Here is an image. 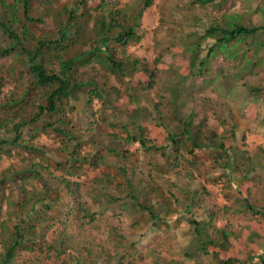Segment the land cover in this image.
Returning <instances> with one entry per match:
<instances>
[{
  "label": "trees",
  "instance_id": "obj_1",
  "mask_svg": "<svg viewBox=\"0 0 264 264\" xmlns=\"http://www.w3.org/2000/svg\"><path fill=\"white\" fill-rule=\"evenodd\" d=\"M186 1L165 29L163 53L174 61L149 65L114 47L141 43L140 21L153 0H0V132L13 135L0 137V155L28 154L0 174V264H23L27 253V264H264V182L259 189L253 181L264 173V148L250 153L236 144L238 118L264 127V0ZM41 135L59 138L62 162L36 143ZM86 172L96 173L84 189L78 180ZM221 182L220 193L208 187ZM87 197L98 210L87 208ZM60 203L66 212L44 221ZM178 209L189 237L181 253L164 242ZM75 212L89 224L117 218L113 252L100 244L89 250L87 239L75 247L61 221ZM126 220L128 230L151 224L160 236L130 255L135 244L118 227Z\"/></svg>",
  "mask_w": 264,
  "mask_h": 264
},
{
  "label": "rangeland",
  "instance_id": "obj_2",
  "mask_svg": "<svg viewBox=\"0 0 264 264\" xmlns=\"http://www.w3.org/2000/svg\"><path fill=\"white\" fill-rule=\"evenodd\" d=\"M67 0H58L59 3H63ZM129 0H119L118 6H122L125 2ZM36 6V4H34ZM188 6V2L186 0H153V4L150 8H148L140 21V28L139 33L143 35L142 41L138 45H128L126 47H120L115 46L114 49L116 51V55L119 57H127V58H138L141 60H144L147 64L152 65L155 64V60L157 58H160L162 61L166 63H172L174 61L173 57L170 54L163 53L165 47L168 45V38L167 33L165 32V29L169 26V18L174 17L178 18L181 17L182 13L180 12V8H177L178 6ZM90 21L86 24V37L93 36L94 28H95V20H96V13L91 12L90 13ZM49 22V20L47 21ZM46 22V23H47ZM42 27L45 29L48 28L47 24H44ZM159 44H158V43ZM161 56V57H159ZM97 70V69H96ZM85 70H82L84 72ZM89 71V68L86 69V72ZM98 71V70H97ZM102 76V73L99 74ZM108 83L110 85H116L115 80L110 77ZM8 89H11V85L6 86L4 92H6ZM99 108V103H94L92 106L93 111H97ZM73 109L79 114V118L85 109V101L79 100L78 102L73 103ZM210 125H215L216 122L214 119H212L209 115L208 120ZM238 124H239V131L237 134V146H242L245 149H247L250 153H253L258 147L264 148V127H260L255 122H249L243 119L238 118ZM219 132L222 131V128L217 129ZM27 130H24L23 137L26 139L27 136ZM164 136L165 134L160 130L159 131V137H158V144H161L164 142ZM0 137L2 138H12L13 135L10 134L7 131L0 132ZM35 142V141H34ZM36 143H38L41 146H44L48 148L50 151H54L55 157L62 162L63 161V152L61 151L62 148L60 144L61 141L59 138L50 135L45 136L41 135ZM90 145H86L82 148V152H87L90 149ZM138 159L140 160L141 167L143 169H146V165L148 163V155L143 153L141 150L137 152ZM28 154L25 152H22L20 149H15L12 151L9 155L8 154H1L0 155V174L4 171H7L9 169L22 166L24 164L23 158L27 157ZM52 155V152H51ZM50 155V156H51ZM52 175L59 177H64L63 172L59 170L50 169ZM96 172H86L81 175L80 182L81 184L84 183V189L88 188L91 183L89 182V179L95 174ZM222 172L219 171L214 176L221 175ZM174 177H171L173 179ZM255 180V181H254ZM254 183L257 185V187L260 189L262 188L264 182V173H260L256 175V178L253 179ZM261 182V183H260ZM260 183V184H258ZM210 189L216 191L217 193H220V190L222 189V182L218 183L216 185L210 184L208 186ZM84 193V192H83ZM255 194H257V197H259L258 190L254 191ZM74 200L71 199L72 204ZM85 203H87V208H89L91 211H95L98 207V205L93 204V201L90 197L85 198ZM70 202V203H71ZM219 202L221 204L224 203V200L219 197ZM85 203L83 205H85ZM65 203H60L57 206H54L45 216L44 221H52L53 219L57 220V216L60 215V212L63 211L66 212L67 208H64ZM5 209V208H3ZM98 210V209H97ZM5 211V210H4ZM48 217V218H47ZM62 222H67L70 224V230L69 233L71 235H74L76 237L73 242L75 243V247L80 250L82 248L83 243L86 241L87 247L89 250H92L93 245L97 247V245L100 244L104 250L113 252V249L116 245L115 241H112L110 236L112 233L113 227L117 226V218H112L113 216H110V214H107L106 217L103 219H99L94 224H89L88 220H83L81 217V214L78 212H75L71 216H61ZM99 217V216H97ZM187 215L182 212L181 209H178V214H173L168 218L169 223L172 226L171 232H170V238L168 240H165L166 244L169 245L170 248L173 249V251L181 253L184 246L188 243L189 237H185L184 233L187 232L188 229V223L186 221ZM47 218V219H46ZM199 219L204 218V216H199ZM127 222L121 223L118 227L121 230L120 234H122L127 243H134L135 244V250H128V253L130 255H133L135 251L141 252V250L149 246L154 242L156 238L160 236V231L153 228L151 224H148L147 226L140 227L136 230H128L129 223L131 221L126 220ZM77 225V226H76ZM77 227L82 228V233L85 232V236H78V229ZM60 231V229L58 230ZM37 232L41 233L42 228L38 227ZM50 235V234H49ZM96 242L95 244L93 242ZM80 242H82L80 244ZM41 245H43V255L39 256V251L36 252V255L41 257L42 259H46L45 251H48V246L45 243V240ZM90 245V246H89ZM49 252V251H48ZM32 256V254H31ZM28 253L23 254L22 262L25 263V259L31 257ZM53 257V258H52ZM66 258L69 257V253H66ZM52 259H54V256H51ZM83 259H92V255H85ZM69 262V260H68ZM185 264H196L192 260H185ZM102 263V262H101ZM209 261L206 260L203 264H208ZM48 264H54V262L50 261Z\"/></svg>",
  "mask_w": 264,
  "mask_h": 264
}]
</instances>
